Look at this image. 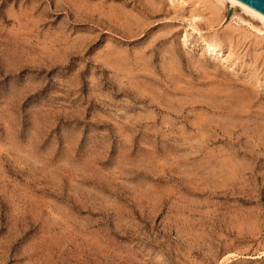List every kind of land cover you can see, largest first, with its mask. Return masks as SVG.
Listing matches in <instances>:
<instances>
[{
	"label": "rangeland",
	"instance_id": "rangeland-1",
	"mask_svg": "<svg viewBox=\"0 0 264 264\" xmlns=\"http://www.w3.org/2000/svg\"><path fill=\"white\" fill-rule=\"evenodd\" d=\"M217 7L0 0V264H264V26Z\"/></svg>",
	"mask_w": 264,
	"mask_h": 264
},
{
	"label": "bare ground",
	"instance_id": "bare-ground-1",
	"mask_svg": "<svg viewBox=\"0 0 264 264\" xmlns=\"http://www.w3.org/2000/svg\"><path fill=\"white\" fill-rule=\"evenodd\" d=\"M217 1V10L220 12L222 11V9L226 6V3H231L233 8H237L240 7L241 10L243 9V12H246L247 14H249L252 18L258 19L262 25L264 26V16H262L261 14L257 13L256 11H254L253 9L249 8L248 6L236 1V0H216ZM248 15V16H249Z\"/></svg>",
	"mask_w": 264,
	"mask_h": 264
},
{
	"label": "water",
	"instance_id": "water-1",
	"mask_svg": "<svg viewBox=\"0 0 264 264\" xmlns=\"http://www.w3.org/2000/svg\"><path fill=\"white\" fill-rule=\"evenodd\" d=\"M264 16V0H236Z\"/></svg>",
	"mask_w": 264,
	"mask_h": 264
}]
</instances>
